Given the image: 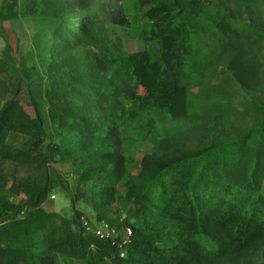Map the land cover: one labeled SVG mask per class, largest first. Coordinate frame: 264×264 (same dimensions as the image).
Instances as JSON below:
<instances>
[{
    "label": "trees",
    "instance_id": "16d2710c",
    "mask_svg": "<svg viewBox=\"0 0 264 264\" xmlns=\"http://www.w3.org/2000/svg\"><path fill=\"white\" fill-rule=\"evenodd\" d=\"M72 2L61 0L47 18L36 1L28 11L49 36L51 126L22 93L16 63L1 77L0 264H264V117L188 153L175 151L156 117L194 109L212 40L231 49L236 78L245 75L251 52L264 58V28L211 12L203 0ZM17 3L3 1L0 19L19 16ZM119 28L144 49L123 50ZM142 85L150 91L140 93ZM248 107L264 113V102ZM139 138L172 157L161 163L146 153L135 169ZM52 163L72 164L74 187ZM54 191L70 200L68 215L46 208ZM77 202L118 235L87 232Z\"/></svg>",
    "mask_w": 264,
    "mask_h": 264
},
{
    "label": "rangeland",
    "instance_id": "374dc122",
    "mask_svg": "<svg viewBox=\"0 0 264 264\" xmlns=\"http://www.w3.org/2000/svg\"><path fill=\"white\" fill-rule=\"evenodd\" d=\"M5 0H0V7ZM11 1V0H9ZM36 1L37 13L44 18L49 15L61 0H18L19 16L14 19H0V107L7 99L6 82L7 71L16 63L20 70L22 93L26 98L35 97L40 104L41 112L47 126H51L48 118L46 103L48 53L46 40L49 37L38 15L28 11ZM71 6H75L69 0ZM205 8L211 12H221L242 23H252L264 28V0H203ZM122 29L113 33L119 45L126 52L144 49L145 45L134 37H126ZM112 35V34H111ZM203 53L204 60L200 63L202 82L193 87L196 106L184 117H170L156 114L165 135L173 141L178 153L197 152L216 141L226 139L238 131L260 121L264 117L262 112L250 110L248 105L255 101L264 102V58L262 52H251L246 62L245 75L236 78L232 66L233 53L222 43L212 40ZM149 87L142 85L140 93L146 94ZM132 166L137 169L144 154L152 153L159 162L165 163L172 157L165 152L158 151L147 140L137 139L134 144ZM74 187L71 163L62 166L52 163ZM5 184H9L8 180ZM54 199L46 203L47 209L61 210L69 214L70 200L62 192H53ZM24 195H12L13 199H20ZM77 206L83 208L85 216H92V209L81 202ZM260 261L264 262V250L260 251ZM61 264H82L76 259L62 260Z\"/></svg>",
    "mask_w": 264,
    "mask_h": 264
},
{
    "label": "built area",
    "instance_id": "2783aa9c",
    "mask_svg": "<svg viewBox=\"0 0 264 264\" xmlns=\"http://www.w3.org/2000/svg\"><path fill=\"white\" fill-rule=\"evenodd\" d=\"M72 174V173H71ZM55 195L51 194L50 199H54ZM83 226L87 232H93L95 235L101 238L115 237L118 235L119 231L111 227L106 221H96L93 218L84 216L82 218ZM131 234V229L127 227L124 230L123 239L125 242L128 241L129 235ZM124 249L121 250V255H124Z\"/></svg>",
    "mask_w": 264,
    "mask_h": 264
},
{
    "label": "crops",
    "instance_id": "0c3cea01",
    "mask_svg": "<svg viewBox=\"0 0 264 264\" xmlns=\"http://www.w3.org/2000/svg\"><path fill=\"white\" fill-rule=\"evenodd\" d=\"M46 203H47V202H46ZM46 203H45V206H46ZM53 209H54V210H56V209H55V205H54V204H53V208H52V209H50V210H53ZM57 211H59V209H58ZM68 211H70V210H68ZM59 212H61V213L65 214V213H64V212H62L61 210H60ZM65 215H68V214H65Z\"/></svg>",
    "mask_w": 264,
    "mask_h": 264
}]
</instances>
